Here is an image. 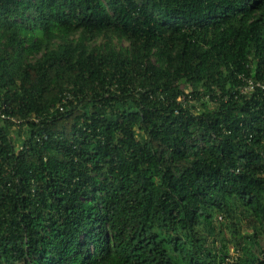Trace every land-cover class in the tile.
<instances>
[{
  "label": "trees",
  "instance_id": "16d2710c",
  "mask_svg": "<svg viewBox=\"0 0 264 264\" xmlns=\"http://www.w3.org/2000/svg\"><path fill=\"white\" fill-rule=\"evenodd\" d=\"M242 76L264 0H0V264H264Z\"/></svg>",
  "mask_w": 264,
  "mask_h": 264
},
{
  "label": "built area",
  "instance_id": "2783aa9c",
  "mask_svg": "<svg viewBox=\"0 0 264 264\" xmlns=\"http://www.w3.org/2000/svg\"><path fill=\"white\" fill-rule=\"evenodd\" d=\"M242 80L244 81V84L241 86V90L245 94H253L256 89H260L264 95V82L262 81H256L253 78L242 76ZM259 90V91H260ZM6 103L2 100V94L0 92V120L2 121H10L13 123V128H18V126L25 125L28 120H35L38 121V118L36 116L26 119V118H19L11 114L6 113ZM61 110H64V107L62 105L59 106ZM26 127V125L24 126ZM23 146H20V149H22Z\"/></svg>",
  "mask_w": 264,
  "mask_h": 264
},
{
  "label": "rangeland",
  "instance_id": "374dc122",
  "mask_svg": "<svg viewBox=\"0 0 264 264\" xmlns=\"http://www.w3.org/2000/svg\"><path fill=\"white\" fill-rule=\"evenodd\" d=\"M79 37H80L79 35L75 36V40H79ZM115 39H116V44L118 45L117 47H119V45L123 46V47H127L128 46V42H125L123 40H119L117 38H115ZM104 42H105L104 38L103 37H99L98 40L94 41L92 44H96L98 46H101V44L104 45ZM18 130H19L18 128H13V131H12V136L15 137L16 139H19V136H18L19 131ZM24 137H25V133H23L21 138L23 139ZM231 254L235 255V251L233 250V248L231 249Z\"/></svg>",
  "mask_w": 264,
  "mask_h": 264
}]
</instances>
